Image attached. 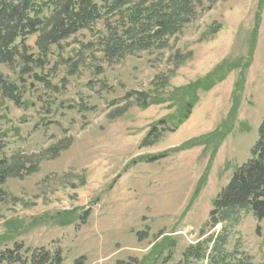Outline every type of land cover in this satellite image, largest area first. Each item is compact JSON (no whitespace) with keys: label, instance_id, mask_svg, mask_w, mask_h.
<instances>
[{"label":"rangeland","instance_id":"rangeland-1","mask_svg":"<svg viewBox=\"0 0 264 264\" xmlns=\"http://www.w3.org/2000/svg\"><path fill=\"white\" fill-rule=\"evenodd\" d=\"M124 10L64 42V59L45 71L51 85L26 75L20 83L18 65L0 66L23 89L18 103L0 92L2 154L39 165L3 186L0 253L19 245L29 261L43 249L53 263L61 254L57 264H175L198 247L204 256L189 263L264 264V219L242 210L208 225L264 119V1L195 0L191 21L166 47L110 63L101 37L107 22L120 32L130 25ZM224 60L232 70L223 80L190 90ZM183 87V100L155 101ZM140 92L150 94L148 105ZM154 126L159 137L145 145Z\"/></svg>","mask_w":264,"mask_h":264},{"label":"trees","instance_id":"trees-1","mask_svg":"<svg viewBox=\"0 0 264 264\" xmlns=\"http://www.w3.org/2000/svg\"><path fill=\"white\" fill-rule=\"evenodd\" d=\"M122 8H125L122 19L130 25L126 29L124 27V32H120V26L107 22L108 28L101 37L104 55L110 63L119 62L127 54L152 50L156 46L166 47L170 38L182 32L185 24L191 21L190 18L195 12V0H0V66L18 65L21 68L20 83H23L25 77L23 75H26L39 78L45 84L51 85L45 71L50 70L48 66L53 64L52 68H54L64 59V42L83 29L93 30L99 20L105 16L107 19L112 14H119ZM254 30L256 36L257 27ZM34 36L36 40L34 45H31L30 40ZM83 56L84 54L81 58ZM183 58L184 55L180 52L174 55L175 71ZM65 60L70 62V58ZM251 62L247 61L246 65L249 66ZM75 64L72 63V66L75 67ZM226 65L227 62L224 60L222 65L210 71L205 78L190 87V90L195 93L197 88L210 89L215 83L223 80L232 70L231 65ZM166 76L158 77L164 88L168 84ZM239 81L236 83V88L240 87ZM20 83L0 73V92L17 103L23 97ZM185 89L187 88H177L168 97L155 101L183 100L187 96ZM137 96L145 106L149 104V93L140 92ZM233 112L236 113V109ZM155 128L154 126L143 140L145 145L153 142V139H150L152 136L159 137V134L155 133ZM216 134L221 138L226 135L225 131L220 129ZM2 147L3 144L0 143V199L5 198L3 186L10 177H25L39 170L36 162L28 163L25 158L21 159L23 154L15 155L17 159H21L20 161L3 155ZM162 156L157 155L153 158ZM242 210L252 211L259 222L264 219V119L259 125L258 138L251 149L250 157L236 168L228 184L214 198L208 225L214 227L226 223ZM89 212L86 211L82 216L84 222ZM163 234L160 232L158 237ZM20 249L22 248L17 245V252H20ZM190 249L184 251L183 260L175 264H192L189 263L192 254L197 259L204 256V252H197L198 247ZM17 252L2 251L0 264H5V261L8 264H57L61 261V254L57 253L53 259L55 262H50V253L43 249L33 253L30 261L24 260ZM219 255L213 256L212 260H219ZM221 256L222 259L223 255ZM76 263H79L78 259ZM118 264L133 263L118 261ZM242 264L247 263L242 262Z\"/></svg>","mask_w":264,"mask_h":264}]
</instances>
